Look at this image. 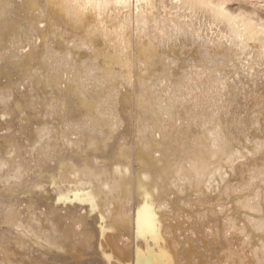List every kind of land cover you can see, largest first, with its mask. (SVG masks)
<instances>
[{"label": "bare ground", "instance_id": "6f19581e", "mask_svg": "<svg viewBox=\"0 0 264 264\" xmlns=\"http://www.w3.org/2000/svg\"><path fill=\"white\" fill-rule=\"evenodd\" d=\"M228 1L0 0V264H264V19Z\"/></svg>", "mask_w": 264, "mask_h": 264}, {"label": "rangeland", "instance_id": "374dc122", "mask_svg": "<svg viewBox=\"0 0 264 264\" xmlns=\"http://www.w3.org/2000/svg\"><path fill=\"white\" fill-rule=\"evenodd\" d=\"M247 1H250V3L249 2H247ZM247 1H245V0H239V1H237V0H230V1H228V6L229 5H231V6H229L234 12H238L239 10H246V11H253V10H255L257 13H258V15L260 16V14H261V17H263V19H264V1L262 2L261 0H259V1H255V0H247ZM262 3H261V2ZM243 2H245V3H243ZM258 3V4H256V3ZM260 2V3H259ZM230 3V4H229ZM233 3V4H232ZM239 3H241V4H239ZM244 4V5H243ZM246 4V5H245ZM254 4V5H253ZM239 6V7H238ZM257 6V7H256ZM261 7L262 6V8H259V7ZM244 7V8H243ZM234 8V9H233ZM238 8V9H237ZM257 8V9H256ZM261 12H260V11ZM263 13V14H262ZM127 121H132V119H129V120H127ZM123 126H120V131H122L123 130ZM122 129V130H121Z\"/></svg>", "mask_w": 264, "mask_h": 264}]
</instances>
